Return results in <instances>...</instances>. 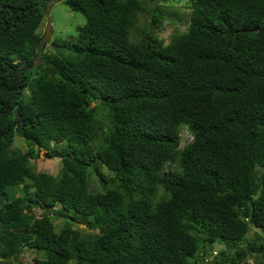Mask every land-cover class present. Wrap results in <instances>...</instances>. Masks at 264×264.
I'll return each instance as SVG.
<instances>
[{"label":"trees","instance_id":"16d2710c","mask_svg":"<svg viewBox=\"0 0 264 264\" xmlns=\"http://www.w3.org/2000/svg\"><path fill=\"white\" fill-rule=\"evenodd\" d=\"M50 1L0 0V264L24 247L33 264L264 263L260 235L241 245L264 235V0H189L166 44L130 38L147 5L161 26L159 0H66L85 23L44 52ZM40 151L58 175L31 169Z\"/></svg>","mask_w":264,"mask_h":264},{"label":"rangeland","instance_id":"374dc122","mask_svg":"<svg viewBox=\"0 0 264 264\" xmlns=\"http://www.w3.org/2000/svg\"><path fill=\"white\" fill-rule=\"evenodd\" d=\"M189 0H159V6L163 10L165 17L163 18L161 26H156L151 18L152 6L147 5L148 11L139 14L137 30H134L130 38L135 39L139 37L141 32L147 31L151 29L154 34L163 39L164 43H168L171 39V36L175 32H185L189 26V16L191 7L189 5ZM46 15L43 18L42 23L40 24L38 31L45 34L47 25L49 23L50 36L47 37L44 42H46L43 51L52 52L56 47L67 49L68 44H72L77 38V27L83 25L85 23V17L78 11L70 9L66 5V0H51L48 4V8L45 11ZM44 36V35H43ZM56 42L59 46H53L52 43ZM191 140V135L186 129H182L180 131V145L179 147H183ZM54 146L59 148H64L66 142H57V140L53 141ZM27 144L23 138L16 136L14 139L12 148H17L22 151L27 149ZM62 161L59 158H47L42 155V151H40L37 155L30 159L31 169L33 171L46 170L53 175H58L61 169ZM94 165L99 166V161H94ZM101 170L107 172V169L101 165ZM100 186V181L96 177L94 173H92V178L90 182V187L98 188ZM20 187L15 188L16 195H21L19 191ZM92 189V188H91ZM53 210H60L66 213V210L62 207L61 204H57ZM33 211L40 215L41 209L35 207ZM64 222V218L58 216L53 219L54 227L56 231L60 230ZM74 227L79 228L80 230H86L85 222L77 218L76 221L73 222ZM255 235H260L261 240H264L263 233L255 228L251 227L246 235L245 240L241 243L243 248H246L248 243H256L257 238ZM210 257L207 260H211L215 255H217L221 250L226 248V245L223 242H214L211 245ZM42 258V252H37L33 249H29L24 247L16 260L17 264H33L34 258ZM259 257H256L254 254L247 256L246 260L252 264L253 262L259 261ZM200 263V258L198 259ZM198 263V264H199ZM69 264H75L73 261L69 262ZM264 264V263H262Z\"/></svg>","mask_w":264,"mask_h":264},{"label":"water","instance_id":"95a60500","mask_svg":"<svg viewBox=\"0 0 264 264\" xmlns=\"http://www.w3.org/2000/svg\"><path fill=\"white\" fill-rule=\"evenodd\" d=\"M49 35H50V30H49V23H48L47 28H46V32H45V34H44L42 39L43 40L46 39L47 37H49ZM52 45L56 46V44L54 42L52 43Z\"/></svg>","mask_w":264,"mask_h":264},{"label":"clouds","instance_id":"9594fccd","mask_svg":"<svg viewBox=\"0 0 264 264\" xmlns=\"http://www.w3.org/2000/svg\"><path fill=\"white\" fill-rule=\"evenodd\" d=\"M44 35V34H43ZM50 36V35H49ZM42 38H43V36H42ZM43 40V39H42ZM45 40V39H44ZM55 44H56V42H54ZM56 46H58L57 44H56ZM55 158V157H54ZM56 158H59V157H56ZM60 159V158H59ZM61 160V159H60ZM69 264V263H68Z\"/></svg>","mask_w":264,"mask_h":264}]
</instances>
